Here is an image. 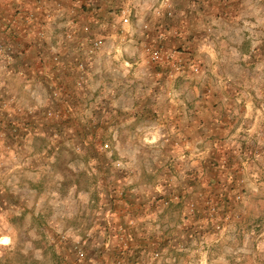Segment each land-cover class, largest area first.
Instances as JSON below:
<instances>
[{
	"label": "rangeland",
	"instance_id": "obj_1",
	"mask_svg": "<svg viewBox=\"0 0 264 264\" xmlns=\"http://www.w3.org/2000/svg\"><path fill=\"white\" fill-rule=\"evenodd\" d=\"M15 2V0L0 1L1 13L6 17V21L1 18L3 24H0V39L10 44L12 42L7 39V35L11 37L14 34L12 39L21 37V40L29 39L31 35L34 41H37V45L39 44L37 54L32 59L34 65H31V74L34 72L35 75H41L40 71H42L45 75L43 79L27 82V88L23 86L22 91L16 92L18 95L13 101L17 104L16 111L9 107V98L0 97V264H85L87 254L82 261L72 256L73 253L75 254V243L78 241L73 243L69 238L70 235L67 237L58 230L62 228V223L66 219L74 220L71 214L87 204L88 195L83 193L75 195L72 187L77 183L87 189L104 185L103 176H97L99 170L114 172V177L109 183L119 184L120 171L125 167L139 168L138 154L154 152L153 149L156 147L153 144L159 138L154 123H146L133 133L135 138L126 144H119L115 140L111 143L107 134L109 135V132L118 134L119 129L110 126L109 130V125L106 124L109 114L104 111H111V106L128 107L132 104L134 100L131 95L132 88L138 91L139 86L144 82L142 75H136L135 70L133 72V68L138 67L142 57H146L156 65L171 64L173 72H180L184 70V64L179 65L176 57L184 56L187 64L192 66H189L192 73L205 76L208 73L219 74L217 66L209 63L216 55L214 50H209L204 51L202 57L201 54L199 57L196 53L191 54V50L184 48L183 50V44L171 52L156 45L154 33H142L137 31L134 25L139 18L136 15L138 7L136 2H131L132 9L126 17L127 21L121 19L119 15V11L124 9L123 6H126L127 2L124 5L122 2L116 4L119 7H117L118 14L115 13L111 29L107 32H102L100 24L99 32L97 30L94 32V28L92 30L91 26L87 25L88 30L82 29V33L80 29L76 32V36L74 31L78 29L73 28L65 32V39L71 44L75 42L76 49L64 50L60 42L63 35L60 22H65L64 19L70 21L71 15L64 17L68 12L59 16L58 13L49 14L44 10L45 22L41 25L43 31L39 29L41 28L38 25L39 21L34 18L31 20L29 17L26 22L22 20L24 27L19 28L13 24L9 16H14L20 11L33 12V7L28 0H17V6ZM54 3L50 5L53 10L57 5ZM10 8L16 11L14 9L11 11ZM24 12L22 15L27 17ZM6 25L8 27H5ZM31 27H34L33 34L29 32ZM142 29H148V25L145 24ZM232 35L235 39L243 36L240 32ZM249 35L256 36V34ZM91 39L101 40V46L94 53L89 51ZM156 48H159L162 54V58L158 61L151 57V50ZM183 52L190 54L184 55ZM234 54L239 58L238 50ZM69 57L75 58L74 75L70 74L66 82L56 81L55 77L64 76L61 75L62 61ZM134 58L136 65L131 62ZM139 58L140 60L137 61ZM27 67L22 65L17 72L21 71V75L25 76ZM225 68L235 74L237 85L234 84V89L240 87L239 84L243 82V87L237 89L238 94L234 96L240 100L238 106L241 105L242 109H246L242 117L241 109L237 110L239 107L236 108V112L240 116L238 118L244 121L238 130L240 134L248 137L245 139L248 143H242L238 149L241 150L242 156L246 153L248 157L255 149H259L260 155L254 151L257 158L254 162H250L251 166L244 163L246 159L242 161L237 157L236 160L241 162H238L240 166H236L237 169L233 172L230 163L227 168L230 169L228 171L231 175L225 177L227 168L224 170L222 167L223 175L217 171L219 154L215 153L214 146H201V151L197 147L191 149V146H188L187 152L188 154L189 151L192 152L194 163H199L201 160L208 170L205 172L209 173L211 167H214L219 176L213 180L206 176L208 173L203 174L206 177H178L177 181L169 184L172 188L181 190H184V185L191 188L195 184H200L199 190H210L209 195L205 194V200L214 204L228 203L230 208L236 211L234 214H238L244 220L243 224L235 231H231L232 233L227 237L210 239L201 244L204 250L200 255L191 258L190 264H264V118H262L264 114L254 113L251 97L245 100L247 91L250 95L261 94L258 84L264 80V63L256 66L252 71L249 69L250 66L237 63ZM246 77L254 81L250 83ZM214 78L215 90L229 88V84H226L219 75ZM62 82L64 83L61 84ZM0 85L7 84L0 83ZM171 88L173 97H177L178 91L181 92L185 88V83H181L179 89L172 85ZM200 88L198 86V89ZM231 102V98H224L225 105ZM100 105L104 108L100 109L101 111L98 112L100 116H97L94 108ZM113 116L115 121L119 123L122 121L120 113L114 112ZM245 121L251 124H245ZM83 139H87L91 145L82 141ZM226 148L227 151L223 154L228 157V151L232 152L235 149L230 148V150L229 146ZM181 162L185 163V161ZM153 165L148 162V166L154 169ZM165 196L155 200L159 201L162 198L161 205H163ZM189 196L185 199L188 200ZM202 197L201 195V200ZM71 231L75 229L72 228ZM4 237L8 240L4 241ZM22 254L24 255L21 256ZM152 257L148 259L151 261L154 259ZM150 261L143 264H155ZM185 262L183 261L182 264Z\"/></svg>",
	"mask_w": 264,
	"mask_h": 264
},
{
	"label": "crops",
	"instance_id": "obj_2",
	"mask_svg": "<svg viewBox=\"0 0 264 264\" xmlns=\"http://www.w3.org/2000/svg\"><path fill=\"white\" fill-rule=\"evenodd\" d=\"M15 1L17 6V0ZM28 2H31L33 7V12L30 13L39 21V26L45 22V11L49 14L58 13L59 16L68 12V15L64 16L66 18L71 15L70 21L64 19L65 22H60L63 27L60 42L64 50L76 49L75 42L71 44L65 39V32L73 28L78 29L74 31L76 36V32L86 28V25L91 26V29L94 28L95 32L99 30V24L102 32H107L111 29L112 21L102 26L100 20L95 19L94 16L96 15L97 18L106 16L119 2L123 5L127 2L123 8L130 13L131 2H136L138 4L136 15L139 18L134 25L137 31L154 33L156 45H160L168 52L177 50L176 47L182 44L184 45L182 49L191 50V54L196 53L199 57L200 54L202 57L204 51L214 50L216 56L209 63L217 66L219 73L217 75L229 84L228 89L215 90L213 83L217 75L208 73L201 76L192 73L189 67L191 65L187 64L184 56L176 57L179 65L184 64V70H179L180 72H173L172 69L167 72L164 64L156 65L146 57L137 59L140 61L138 67L133 68V72L135 70L136 75H142L144 82L139 86L138 91L132 88L131 95L134 100L131 105L115 106V108L111 106V111L103 110L109 114L106 119L109 130L111 127L119 129L118 134L109 132L107 136L111 143L115 140L119 144H126L135 138L133 133L142 125L154 123L159 138L153 144L156 147L153 149L154 152L138 154L139 168L125 167L120 171L119 184L109 183L114 177V172L99 170L97 176H103L104 185L88 189L78 184L72 187L75 195L79 193L88 195L87 204L81 207V210L78 207L79 209L71 214L74 220L66 219L62 223V228L58 230L66 236L70 235L72 242L86 238L84 241L88 256L84 263L108 264L123 256L129 260L128 264H143L150 261L148 258L158 251L162 253V257L159 260L152 259L150 262L182 264L186 260L184 264H190L191 258L200 255L204 250L201 244L210 239L227 237L232 233L231 231H235L243 224V218L234 214L236 211H233L228 203L214 204L205 200V194L209 195L210 190H199L200 184H195L191 188L184 185V190H181L172 188L169 183H174L178 177L190 176H208L213 180L222 174L230 163L231 171L234 172L236 166H240L241 163L236 160L237 157L242 161L246 159L244 163L251 166L250 162H254L257 158L254 151L260 155L259 149H255L248 157L246 153L242 156L241 150L238 149L242 143H248L245 140L248 137L240 134L238 130L239 126L242 127L244 124L239 118L242 117V113H246V109H242L241 105L238 106L240 100L235 97L238 94L236 90L243 87V82L239 84L240 87L234 89V84L237 85L235 74L225 67L233 66L235 63L244 64L250 66L249 69L252 71L256 66L264 63V0H28ZM52 2L57 3V5L54 3L56 5L54 10L57 11L50 7ZM23 12L9 16L13 24L19 28L24 27L22 20L26 22L27 19L22 15ZM30 13L24 12V15ZM3 15L5 14L0 10V24H3L1 18L6 21ZM145 24L148 25V29H142ZM32 28L34 27H31V30L29 28L31 34H33ZM39 29L43 31L42 26ZM9 30L12 32L11 29ZM237 32L243 34L240 39H235L232 35ZM249 34L256 36L251 37ZM11 37L7 35V39L12 42L10 44L0 39V83L7 84L0 85V97L9 98V107L16 111L17 104L13 102L18 95L16 92H19L23 86L27 88V82L43 79L45 72L40 71L41 75H35L34 72L31 74L34 65L32 59L37 54V46H39L37 41H34L31 35L29 39L22 38L23 41L21 37L16 39ZM236 50L240 52L239 58L234 54ZM74 59L69 57L62 61L61 75L64 76H61V79L53 77L56 81L66 82L70 74L74 75L76 69L73 68L76 66ZM131 62L134 65L137 63L135 58ZM22 65L28 66L25 76L21 75V71L17 72ZM246 78L250 83L254 81L252 78ZM88 79L91 80L90 77ZM181 83H185V88L181 92L178 91L177 97H173L171 85L179 89ZM258 89L260 95L257 93L256 96L250 95L247 91L245 100L251 97L254 113L264 114V80L258 84ZM225 97L231 98V104H224ZM245 100L244 103H247ZM101 106L98 108L103 109L104 106ZM98 108L94 110L97 112ZM236 108L241 109L240 116ZM114 112L121 114L120 123L113 119ZM246 123L249 122L245 121ZM205 145L214 146L215 153L219 154V168H217L219 174L214 167H211L209 173L205 172L207 169L203 162L200 160L195 164L192 152L189 151V154L187 152L188 146H191V149L197 147L201 151V146ZM226 146L235 149L232 152L228 151V157L223 154L227 151ZM148 162L154 164V169L148 166ZM228 170L230 169L227 168V172L225 171V177L231 175ZM205 173L208 174L204 176ZM163 195L172 201L169 206L167 203L161 205L162 198L159 201L155 200ZM188 196L190 197L188 200L191 201L185 199ZM179 200L185 202L184 206L181 205L182 202H178ZM72 228L75 231H71ZM72 256L74 258L75 254L73 253Z\"/></svg>",
	"mask_w": 264,
	"mask_h": 264
},
{
	"label": "built area",
	"instance_id": "obj_3",
	"mask_svg": "<svg viewBox=\"0 0 264 264\" xmlns=\"http://www.w3.org/2000/svg\"><path fill=\"white\" fill-rule=\"evenodd\" d=\"M119 15L121 17V19H124L125 21H127L128 19L126 18L128 15L127 10L122 9L119 11ZM29 19H33V14H29L27 15V20ZM86 30H88V27L85 28ZM101 46V40L98 39H91V43H90V49L89 51L94 53L99 47ZM151 57L153 60L158 61L162 58V54L161 51L159 50V48L156 49H152L151 50ZM82 66V64H81ZM62 237L64 238V235H62ZM86 241L84 240H79L77 243H75V257L76 260L78 261H82L85 256H86ZM154 259L159 260L162 257V253L161 252H155L153 254ZM129 260L123 256L118 257L112 261H110L108 264H128Z\"/></svg>",
	"mask_w": 264,
	"mask_h": 264
},
{
	"label": "trees",
	"instance_id": "obj_4",
	"mask_svg": "<svg viewBox=\"0 0 264 264\" xmlns=\"http://www.w3.org/2000/svg\"><path fill=\"white\" fill-rule=\"evenodd\" d=\"M118 6H116L115 8H112L110 11H109V13L106 15V16H102V17H98L97 18V16L95 15L94 16V18L95 19H99L100 21V23L101 24H103L102 26H104V24H106V22H110V21H112V20H114V17H115V13H117L118 14V8H117ZM173 67V65H171V64H167V65H165V68H166V70H167V72H169V71H171V68ZM173 69V68H172ZM96 111V110H95ZM98 111H101L99 108L97 109V112H95V113H97L96 115L98 116L99 114H98ZM100 116V115H99ZM93 134H95L94 132H93ZM82 141H84L85 143H87V144H89V145H91V143H89L88 142V140L87 139H83ZM60 160H62V158H59ZM63 161V160H62ZM80 175H82V174H80ZM78 184V183H77ZM78 185H80V184H78ZM163 201H164V203H167V205L169 206L171 203H172V201L171 200H168V199H163ZM178 202H182L183 204H181L182 206H184V204H185V202L183 201V200H179ZM24 254H22L21 256H23Z\"/></svg>",
	"mask_w": 264,
	"mask_h": 264
},
{
	"label": "bare ground",
	"instance_id": "obj_5",
	"mask_svg": "<svg viewBox=\"0 0 264 264\" xmlns=\"http://www.w3.org/2000/svg\"><path fill=\"white\" fill-rule=\"evenodd\" d=\"M3 240H4V241H7V240H8V238H7V237H4V238H3Z\"/></svg>",
	"mask_w": 264,
	"mask_h": 264
}]
</instances>
